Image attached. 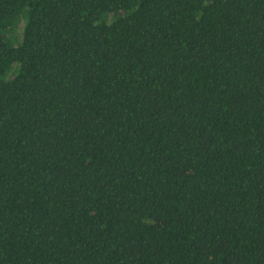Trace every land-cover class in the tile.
<instances>
[{
    "label": "trees",
    "instance_id": "16d2710c",
    "mask_svg": "<svg viewBox=\"0 0 264 264\" xmlns=\"http://www.w3.org/2000/svg\"><path fill=\"white\" fill-rule=\"evenodd\" d=\"M0 264H264V0H0Z\"/></svg>",
    "mask_w": 264,
    "mask_h": 264
}]
</instances>
